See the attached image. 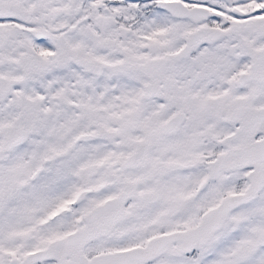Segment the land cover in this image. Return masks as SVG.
Returning a JSON list of instances; mask_svg holds the SVG:
<instances>
[{
  "label": "snow or ice",
  "instance_id": "snow-or-ice-1",
  "mask_svg": "<svg viewBox=\"0 0 264 264\" xmlns=\"http://www.w3.org/2000/svg\"><path fill=\"white\" fill-rule=\"evenodd\" d=\"M0 264H264V0H0Z\"/></svg>",
  "mask_w": 264,
  "mask_h": 264
}]
</instances>
